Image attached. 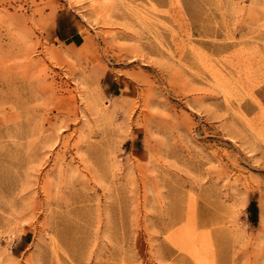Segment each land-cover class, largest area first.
I'll return each instance as SVG.
<instances>
[{
  "label": "rangeland",
  "instance_id": "374dc122",
  "mask_svg": "<svg viewBox=\"0 0 264 264\" xmlns=\"http://www.w3.org/2000/svg\"><path fill=\"white\" fill-rule=\"evenodd\" d=\"M263 108L264 0H0V264H264Z\"/></svg>",
  "mask_w": 264,
  "mask_h": 264
},
{
  "label": "bare ground",
  "instance_id": "6f19581e",
  "mask_svg": "<svg viewBox=\"0 0 264 264\" xmlns=\"http://www.w3.org/2000/svg\"><path fill=\"white\" fill-rule=\"evenodd\" d=\"M237 70V69H236ZM238 70H239V68H238ZM237 70V71H238ZM3 80V79H2ZM189 105V104H188ZM261 107H263V106H261ZM264 109V108H263ZM264 112V111H263ZM12 134V133H11ZM225 136V135H224ZM29 139V138H28ZM227 139V138H226ZM22 142V141H21ZM16 144V143H15ZM21 144V143H20ZM59 152V151H58ZM230 156V155H229ZM202 158V157H201ZM215 158V157H214ZM228 158H230V157H228ZM231 158H235V157H233V156H231ZM230 160V159H229ZM232 160V159H231ZM208 162V161H207ZM232 162V161H231ZM229 163V162H228ZM233 166L237 169V167H238V163H237V160L236 159H233ZM198 164V163H197ZM220 164V163H219ZM199 165V164H198ZM240 166V165H239ZM232 167V166H231ZM238 170V169H237ZM22 183V182H21ZM73 205V204H72ZM173 221H174V219H173ZM172 222V221H171ZM173 223V222H172ZM175 223V222H174ZM173 223V224H174Z\"/></svg>",
  "mask_w": 264,
  "mask_h": 264
}]
</instances>
